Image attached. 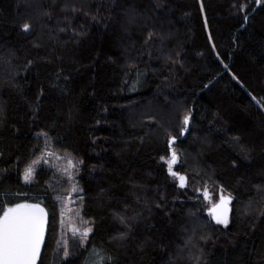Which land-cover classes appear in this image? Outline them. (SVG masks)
I'll return each instance as SVG.
<instances>
[{
  "label": "trees",
  "instance_id": "16d2710c",
  "mask_svg": "<svg viewBox=\"0 0 264 264\" xmlns=\"http://www.w3.org/2000/svg\"><path fill=\"white\" fill-rule=\"evenodd\" d=\"M262 104L264 0H0V215L46 210L37 264H264ZM47 144L77 161L93 229L68 257V178L23 182ZM221 190L227 227L204 197Z\"/></svg>",
  "mask_w": 264,
  "mask_h": 264
},
{
  "label": "snow or ice",
  "instance_id": "6c2138e0",
  "mask_svg": "<svg viewBox=\"0 0 264 264\" xmlns=\"http://www.w3.org/2000/svg\"><path fill=\"white\" fill-rule=\"evenodd\" d=\"M76 11V9H73ZM87 14V13H85ZM130 23H134V19H130ZM29 25L25 23L23 30L28 31ZM149 33L148 38H151ZM147 42V41H146ZM30 63V62H29ZM255 100V97H253ZM259 104V101H257ZM264 108V104L260 105ZM3 114V108L0 107V115ZM188 116L184 118V124H188ZM187 129H182V134ZM46 135V134H45ZM175 141V137H172L169 144ZM245 154L244 159H247ZM161 159H164L163 157ZM179 162V157L175 150L171 152L170 160L166 161L168 166V172L173 177L179 180V186L185 187L187 178L181 175L179 172L173 170V166ZM68 164L71 167H75L72 161L69 160ZM63 171L67 172L65 168ZM32 175V169L29 167L26 169L24 178L28 181ZM219 195V203L213 202L208 193H204V197L209 199V215H211L216 223L223 224L225 227L228 225V207L227 205L231 201V197H225L222 194ZM46 212L38 204L29 203H16L11 207H7L3 214L0 215V264H37L40 257L41 247L43 245L45 227H46ZM134 219V218H132ZM121 222L125 220L121 217ZM78 230L73 229L75 234ZM91 232V228H85L81 235V243L87 238L88 233ZM127 233H121L118 237L123 240L126 239ZM204 239V237H201ZM191 241H189L190 243ZM202 251V250H201ZM70 253L67 249L64 251V256L68 257ZM93 255L97 256V260L94 264H110L112 257H102L99 253L93 252Z\"/></svg>",
  "mask_w": 264,
  "mask_h": 264
},
{
  "label": "rangeland",
  "instance_id": "374dc122",
  "mask_svg": "<svg viewBox=\"0 0 264 264\" xmlns=\"http://www.w3.org/2000/svg\"><path fill=\"white\" fill-rule=\"evenodd\" d=\"M48 143V142H47ZM71 160L72 164L75 165V167H71L68 164V161ZM43 166H50L56 169L59 173H61L63 176L67 177L69 180V192L66 195H63L59 200V233H58V239L60 247H63L64 249L69 248V241L70 240H77L81 241V235L80 233L83 232L85 228H91V232L88 233V236L86 239H84L83 245H85L93 231L91 223L82 217V190L78 181V163L73 158V156L65 153H59L52 149L50 144H47L44 151L37 156L29 167L32 169V175L30 176L28 181H25L24 174L23 173V182L25 184H31L34 182L35 175L37 171L43 167ZM65 168L68 169L67 172L63 171ZM221 194V191L218 193V197L214 198L212 194H208V197L215 203H219V195ZM222 194L225 197H231L230 203L227 205L229 211H228V224L230 222V213H231V203H232V195L222 191ZM206 202L208 205V214H209V199L206 198ZM210 218L216 223L215 219L209 215ZM217 225L221 227H225L223 224ZM197 225H199L197 223ZM228 226V225H227ZM73 229H77L78 231L74 234Z\"/></svg>",
  "mask_w": 264,
  "mask_h": 264
},
{
  "label": "water",
  "instance_id": "95a60500",
  "mask_svg": "<svg viewBox=\"0 0 264 264\" xmlns=\"http://www.w3.org/2000/svg\"><path fill=\"white\" fill-rule=\"evenodd\" d=\"M188 124H189V120H188ZM187 124V125H188ZM42 208V207H41ZM44 209V208H43ZM44 211L46 212V210L44 209ZM47 214V213H46ZM46 222H47V216H46ZM45 232H46V227H45ZM44 237H45V233H44ZM43 241H44V239H43ZM41 249H42V247H41ZM41 252V251H40Z\"/></svg>",
  "mask_w": 264,
  "mask_h": 264
}]
</instances>
